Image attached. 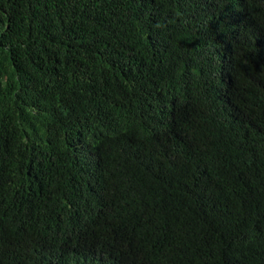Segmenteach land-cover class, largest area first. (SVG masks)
Masks as SVG:
<instances>
[{"label":"trees","instance_id":"1","mask_svg":"<svg viewBox=\"0 0 264 264\" xmlns=\"http://www.w3.org/2000/svg\"><path fill=\"white\" fill-rule=\"evenodd\" d=\"M0 264H264V0H0Z\"/></svg>","mask_w":264,"mask_h":264}]
</instances>
